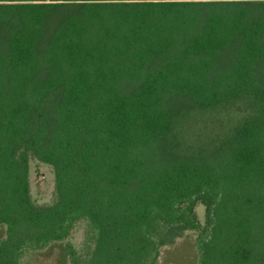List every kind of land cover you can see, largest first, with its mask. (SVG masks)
Returning a JSON list of instances; mask_svg holds the SVG:
<instances>
[{"label":"trees","instance_id":"16d2710c","mask_svg":"<svg viewBox=\"0 0 264 264\" xmlns=\"http://www.w3.org/2000/svg\"><path fill=\"white\" fill-rule=\"evenodd\" d=\"M80 222L69 264H264V0H0V264Z\"/></svg>","mask_w":264,"mask_h":264},{"label":"rangeland","instance_id":"374dc122","mask_svg":"<svg viewBox=\"0 0 264 264\" xmlns=\"http://www.w3.org/2000/svg\"><path fill=\"white\" fill-rule=\"evenodd\" d=\"M29 188L31 198L37 205L52 203L54 194V173L50 166L37 160L29 161ZM198 218L204 221L205 210L202 205L196 207ZM84 223L75 225L70 237L63 243H55L42 251L28 254L22 264H69L65 255L66 243L80 249L84 240ZM5 238V227L0 226V240ZM157 264H198L196 234L186 232L172 245L161 249Z\"/></svg>","mask_w":264,"mask_h":264}]
</instances>
